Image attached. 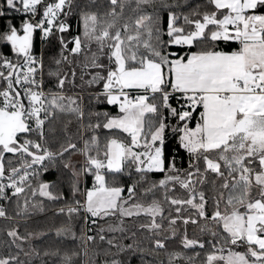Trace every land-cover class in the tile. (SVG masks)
<instances>
[{"label":"snow or ice","instance_id":"obj_1","mask_svg":"<svg viewBox=\"0 0 264 264\" xmlns=\"http://www.w3.org/2000/svg\"><path fill=\"white\" fill-rule=\"evenodd\" d=\"M37 197L59 264H264V0H0V218Z\"/></svg>","mask_w":264,"mask_h":264},{"label":"trees","instance_id":"obj_2","mask_svg":"<svg viewBox=\"0 0 264 264\" xmlns=\"http://www.w3.org/2000/svg\"><path fill=\"white\" fill-rule=\"evenodd\" d=\"M59 173L54 170H50L46 174H41L38 180L45 181L48 183H59ZM37 181H33L35 187ZM63 191L67 193L68 189L66 183L63 185ZM31 199V197H29ZM37 200L42 201L44 211L41 212L36 209L29 210V213L16 216L17 206L15 203L7 205L8 215L13 217L11 220H0V241H7L11 238L7 237L6 233L11 228L18 229L20 235L28 236V240L24 242L23 246L25 250L32 247L37 248L41 255L46 250H57L59 249L61 254L64 251L81 250L79 245V239L75 242L65 237H58L56 230L64 227L69 223L68 217L65 215H57L58 209L63 206V201L52 202L44 200L43 198L37 197ZM23 198L20 199L21 206L23 205ZM77 237L81 235L83 229L82 220L78 217H73L70 221ZM97 231V229H96ZM29 233L33 234L29 236ZM71 246V247H69ZM175 245L170 244V248H175ZM9 249L6 245L0 244V256L7 255ZM13 253L16 252L15 247L11 248ZM96 251L95 247L90 244L89 255L92 256L94 264H103L105 259L103 253L100 255H94ZM25 257L21 254V259ZM43 260L46 264H59V258L57 256H46L42 255ZM163 258V257H162ZM32 264H41L39 259H34Z\"/></svg>","mask_w":264,"mask_h":264},{"label":"built area","instance_id":"obj_3","mask_svg":"<svg viewBox=\"0 0 264 264\" xmlns=\"http://www.w3.org/2000/svg\"><path fill=\"white\" fill-rule=\"evenodd\" d=\"M8 204H9V203L4 202V207L6 208V211H7V205H8ZM0 220H5V219L0 218ZM82 226H83V229H85L86 226L83 224V221H82ZM87 227H91V228L93 229V231L90 232V233H88V234H90V235H95V234H96V229L98 228V226H94V225L89 224ZM88 247H89V249H90V244L88 245ZM89 252H90V251H89Z\"/></svg>","mask_w":264,"mask_h":264},{"label":"crops","instance_id":"obj_4","mask_svg":"<svg viewBox=\"0 0 264 264\" xmlns=\"http://www.w3.org/2000/svg\"><path fill=\"white\" fill-rule=\"evenodd\" d=\"M73 159H77V157H74Z\"/></svg>","mask_w":264,"mask_h":264},{"label":"rangeland","instance_id":"obj_5","mask_svg":"<svg viewBox=\"0 0 264 264\" xmlns=\"http://www.w3.org/2000/svg\"><path fill=\"white\" fill-rule=\"evenodd\" d=\"M74 158V157H73ZM77 159H79V157H77Z\"/></svg>","mask_w":264,"mask_h":264}]
</instances>
